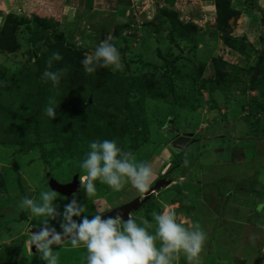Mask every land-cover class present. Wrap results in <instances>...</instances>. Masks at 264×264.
Instances as JSON below:
<instances>
[{
  "label": "rangeland",
  "instance_id": "374dc122",
  "mask_svg": "<svg viewBox=\"0 0 264 264\" xmlns=\"http://www.w3.org/2000/svg\"><path fill=\"white\" fill-rule=\"evenodd\" d=\"M239 5L226 33L215 29V17L184 39L160 10L150 11L149 23L100 14L53 28L35 42V51L28 50L35 27L26 17L29 24L17 30L19 49L0 52V264H45L28 244L42 218L19 202L38 199L49 178L65 184L85 175L80 162L98 139L115 140L149 162L151 187L170 181L130 212L138 224L154 225L153 212L171 209L180 223H199L206 231L201 264H256L264 236L258 226L264 224L258 205L264 202V60L257 63L264 55V0ZM105 37L120 51L122 70L86 73L81 61ZM55 38L61 53L46 46ZM53 52L63 59L48 70L67 69L56 86L41 79ZM49 98L57 106L53 120L44 113ZM73 197L86 208L73 217L79 222L143 193L130 184L114 191L98 180L92 197L83 187L69 197L58 194V211ZM60 221L48 223L61 231ZM53 251L58 264H86L83 245L73 248L67 240ZM174 264H187L185 256Z\"/></svg>",
  "mask_w": 264,
  "mask_h": 264
},
{
  "label": "clouds",
  "instance_id": "9594fccd",
  "mask_svg": "<svg viewBox=\"0 0 264 264\" xmlns=\"http://www.w3.org/2000/svg\"><path fill=\"white\" fill-rule=\"evenodd\" d=\"M105 37L96 46L91 55L82 61L86 73H94L98 67L122 70L121 53ZM63 57L53 52L47 61V68L41 75L44 82L51 81L53 86L60 83L67 69L50 71L53 61ZM56 101L49 98L44 113L50 118L56 117ZM85 175L80 177V186L86 196L96 194V181L106 184L114 191L122 190L130 184L139 193L149 191L154 180V171L147 161H138L132 151L122 150L115 140H94L89 143V151L80 162ZM58 193L55 190H42L39 198L22 197L19 206L27 209L40 220L38 231L31 232L28 240L29 251L34 246L45 264H58V255L53 246L70 240L73 248L86 249V264H174L183 254L187 264H201V253L207 240V233L199 223L190 226L180 223L171 209L153 212L154 225L144 221L138 224L131 216L126 220L122 214L104 216L97 213L89 219L87 216L77 222L73 217H81L86 208L73 199L58 211L54 204ZM60 221V232L49 225V220ZM264 227V224L258 225ZM154 227V231L149 229ZM254 238V237H250Z\"/></svg>",
  "mask_w": 264,
  "mask_h": 264
},
{
  "label": "crops",
  "instance_id": "0c3cea01",
  "mask_svg": "<svg viewBox=\"0 0 264 264\" xmlns=\"http://www.w3.org/2000/svg\"><path fill=\"white\" fill-rule=\"evenodd\" d=\"M147 1L156 12L161 9L174 11L182 23L194 24L198 29V34L200 33V23L210 24L212 18L215 17L213 0H207L208 2H205L206 4L201 7H193L187 0ZM239 4L241 2L238 3L236 9L241 12ZM44 6L49 7L45 8ZM127 6H129V0H0V20L6 14L16 12V15L30 19L32 17L42 18L52 29L63 28L67 25L72 26V23L80 24V22L91 20L100 14L109 15V17H113L112 14H115V17L124 19L121 14L125 13ZM21 8H26L27 11L25 9L19 13ZM259 203L260 209L264 208V202Z\"/></svg>",
  "mask_w": 264,
  "mask_h": 264
},
{
  "label": "trees",
  "instance_id": "16d2710c",
  "mask_svg": "<svg viewBox=\"0 0 264 264\" xmlns=\"http://www.w3.org/2000/svg\"><path fill=\"white\" fill-rule=\"evenodd\" d=\"M215 7V29L220 33H226L229 29V21L238 17L240 12L236 9V6L239 2L243 0H213ZM233 6V7H232ZM160 15L166 19L170 25V29L174 31L175 35L178 38L187 39L186 36L193 35L195 32H198L197 27L192 23H182L178 20V16L174 11H168L166 9H161L159 11ZM26 23L34 24V38H28L29 48L28 50L35 51V42L46 36L52 28L47 24V22L42 18L30 19L28 23L26 17H17L14 14H6L4 20L0 25V52L1 53H14L19 49V43L17 41V30L20 29V25ZM153 23V22H151ZM173 34L169 38L173 42ZM48 49H57L61 53L60 49L63 48L62 42L60 39L54 40V43H46ZM264 60V55L260 54L258 57L257 63H261ZM34 123L35 119L30 118Z\"/></svg>",
  "mask_w": 264,
  "mask_h": 264
},
{
  "label": "water",
  "instance_id": "95a60500",
  "mask_svg": "<svg viewBox=\"0 0 264 264\" xmlns=\"http://www.w3.org/2000/svg\"><path fill=\"white\" fill-rule=\"evenodd\" d=\"M48 187L52 190L57 191L58 194L69 197L73 194H77L80 192L81 186H80V178L76 175H74L70 182L65 184H60L57 181H55L53 178L48 179ZM170 184V181L167 180H158L152 187H150L149 191L146 193H143V198L140 199L139 197H136L132 199L131 201L118 206L116 208H113L109 212L105 213L104 216H111L116 215L117 213L122 214L123 219L126 220L129 217V214L131 211L135 212L137 211L144 203H146L149 200L150 193L154 192L158 189L164 188L165 186H168ZM40 227H35L31 230V232L38 231ZM57 232H60V230H56ZM67 240H64L65 242ZM35 247H32V251L34 252Z\"/></svg>",
  "mask_w": 264,
  "mask_h": 264
},
{
  "label": "built area",
  "instance_id": "2783aa9c",
  "mask_svg": "<svg viewBox=\"0 0 264 264\" xmlns=\"http://www.w3.org/2000/svg\"><path fill=\"white\" fill-rule=\"evenodd\" d=\"M193 7H201L207 0H187ZM150 11H155L147 0H129V6L125 9V17L130 18L135 23H149L152 17ZM256 264H264V236L262 243L258 247Z\"/></svg>",
  "mask_w": 264,
  "mask_h": 264
}]
</instances>
